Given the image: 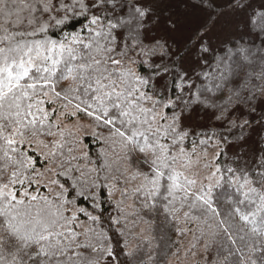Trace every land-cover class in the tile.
I'll list each match as a JSON object with an SVG mask.
<instances>
[{"label": "snow or ice", "instance_id": "snow-or-ice-1", "mask_svg": "<svg viewBox=\"0 0 264 264\" xmlns=\"http://www.w3.org/2000/svg\"><path fill=\"white\" fill-rule=\"evenodd\" d=\"M130 217L264 264V2L0 0V264H143Z\"/></svg>", "mask_w": 264, "mask_h": 264}, {"label": "trees", "instance_id": "trees-1", "mask_svg": "<svg viewBox=\"0 0 264 264\" xmlns=\"http://www.w3.org/2000/svg\"><path fill=\"white\" fill-rule=\"evenodd\" d=\"M182 8V5L180 6ZM178 11V8H176ZM176 9H174L176 11ZM71 23V22H70ZM259 21L256 23H253L252 20H250L249 24V30L250 31H256L258 27ZM79 28V25L76 26ZM67 31H72L73 29L68 28ZM156 62H159V59L156 58ZM210 71V69H209ZM86 143L89 145L90 151L94 154L96 150L98 149L99 145L95 144L90 138H86ZM251 148H259V145H246L245 151H248ZM237 154L240 153V149L234 150ZM233 155V151H229V157ZM249 155L251 153L249 152ZM221 163H226L228 161L225 160L223 156L220 157ZM218 192L220 190H217ZM128 203H131V201H128ZM103 209H106L107 211L104 212L105 216V222L104 227L109 228V234L112 236V239L114 242H119L120 244L123 243V239L115 232L113 228L109 227V221L107 220V217L110 215H115L116 213L113 210V207L110 206L108 203H105L103 205ZM135 218L130 217L129 218V228L126 231V239L128 242V247L130 249H137V259L139 261H143V264H150L148 257L149 255L156 256L158 249L156 248V244L158 241L155 239L156 236L159 235L158 231H153L152 226L144 224L142 221H136L133 226V220ZM159 223V222H157ZM181 227H184L187 229L185 234L183 236L178 237L175 234V225L172 226V229L169 231V235L171 237L172 241H175V245L171 247L168 251V255L164 257L162 260L158 258L157 264H168L169 260L173 258L176 255H173V253H180L182 249H186V254L189 255V258L193 259L195 261V264H212V260L215 258L216 255V248L215 245H213L208 253H204L203 251V245L205 240L203 238L201 239H194V237H200V231L198 229V225L195 221H189L188 223H184L181 221ZM151 241V243H149ZM192 245H195L193 248ZM119 251V249H118ZM195 253V255H193ZM121 260L124 261V264H128L127 258L121 255Z\"/></svg>", "mask_w": 264, "mask_h": 264}, {"label": "rangeland", "instance_id": "rangeland-1", "mask_svg": "<svg viewBox=\"0 0 264 264\" xmlns=\"http://www.w3.org/2000/svg\"><path fill=\"white\" fill-rule=\"evenodd\" d=\"M262 2H264V0H253V5L257 6ZM180 6L178 7V11L183 10V6L182 8H180ZM188 14L191 18L189 29L182 34L177 35V39L180 40L181 42L183 41V38L186 37L197 25L196 15L192 12L191 9H188ZM249 24H250V20L248 21V28H249ZM213 43L215 44L217 43V41L214 40ZM168 264H195V261L189 258V255L186 254V249H182L178 255L174 256L169 260Z\"/></svg>", "mask_w": 264, "mask_h": 264}]
</instances>
